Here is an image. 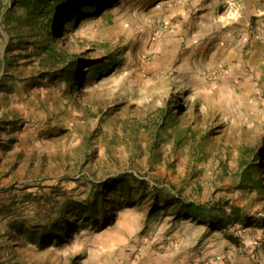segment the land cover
Masks as SVG:
<instances>
[{
  "label": "rangeland",
  "instance_id": "rangeland-1",
  "mask_svg": "<svg viewBox=\"0 0 264 264\" xmlns=\"http://www.w3.org/2000/svg\"><path fill=\"white\" fill-rule=\"evenodd\" d=\"M261 2L0 0V264H264Z\"/></svg>",
  "mask_w": 264,
  "mask_h": 264
},
{
  "label": "trees",
  "instance_id": "trees-1",
  "mask_svg": "<svg viewBox=\"0 0 264 264\" xmlns=\"http://www.w3.org/2000/svg\"><path fill=\"white\" fill-rule=\"evenodd\" d=\"M21 0H14V2ZM31 1L33 8L31 9L34 12V8H38L39 13H46V16H49L48 23L49 26L59 16L67 13L69 10L84 5L89 0H26ZM259 181V180H258Z\"/></svg>",
  "mask_w": 264,
  "mask_h": 264
},
{
  "label": "crops",
  "instance_id": "crops-1",
  "mask_svg": "<svg viewBox=\"0 0 264 264\" xmlns=\"http://www.w3.org/2000/svg\"><path fill=\"white\" fill-rule=\"evenodd\" d=\"M240 11L256 17L251 34L249 33L248 36L255 37L257 42H261L264 45V0H262L259 8H240ZM262 51L264 53V48Z\"/></svg>",
  "mask_w": 264,
  "mask_h": 264
}]
</instances>
